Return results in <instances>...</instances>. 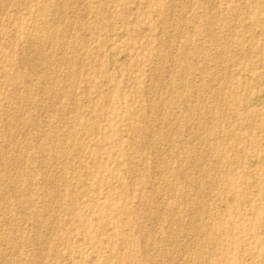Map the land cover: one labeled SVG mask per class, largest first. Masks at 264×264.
Masks as SVG:
<instances>
[{
	"label": "rangeland",
	"instance_id": "1",
	"mask_svg": "<svg viewBox=\"0 0 264 264\" xmlns=\"http://www.w3.org/2000/svg\"><path fill=\"white\" fill-rule=\"evenodd\" d=\"M0 264H264V0H0Z\"/></svg>",
	"mask_w": 264,
	"mask_h": 264
},
{
	"label": "bare ground",
	"instance_id": "2",
	"mask_svg": "<svg viewBox=\"0 0 264 264\" xmlns=\"http://www.w3.org/2000/svg\"><path fill=\"white\" fill-rule=\"evenodd\" d=\"M71 4V3H70ZM61 6V5H60ZM56 7V6H55ZM48 15H49V12H48ZM168 40V39H167ZM46 43V42H45ZM111 47H113V46H111ZM110 47V49H109V53L111 52V54H113L114 52H115V50L113 49V48H111ZM169 51V50H168ZM41 54V53H40ZM111 54H110V56H111ZM52 57V56H51ZM38 58V57H37ZM111 58V57H110ZM40 62V61H39ZM110 62H111V60H110ZM47 63H49V62H47ZM214 78V77H213ZM258 81V80H257ZM256 82V81H255ZM261 83V82H260ZM32 91V90H31ZM51 90H49L48 92H50ZM32 94V93H31ZM263 96V95H262ZM258 99H260V98H258ZM258 102V101H257ZM259 102H261L260 100H259ZM162 104V103H161ZM252 104V103H251ZM259 104V103H258ZM261 104V103H260ZM21 116V115H20ZM199 124V123H198ZM196 126H197V124H196ZM202 126V125H201ZM205 156V155H204ZM206 157V156H205ZM204 161H205V159H204ZM163 168V167H162ZM197 186V185H196ZM12 187V186H11ZM198 187V186H197ZM46 191V190H45ZM183 192H184V190H183ZM182 192V193H183ZM187 193V192H186ZM189 193V192H188ZM46 194V193H45ZM180 194V193H179ZM163 195V194H162ZM183 195V194H182ZM185 196V195H184ZM187 196V195H186ZM46 199V198H45ZM203 206V205H202ZM190 225V224H189ZM4 259V258H3Z\"/></svg>",
	"mask_w": 264,
	"mask_h": 264
}]
</instances>
